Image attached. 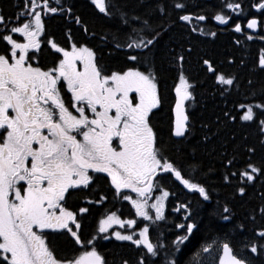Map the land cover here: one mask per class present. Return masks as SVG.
Masks as SVG:
<instances>
[{
    "label": "snow or ice",
    "instance_id": "snow-or-ice-1",
    "mask_svg": "<svg viewBox=\"0 0 264 264\" xmlns=\"http://www.w3.org/2000/svg\"><path fill=\"white\" fill-rule=\"evenodd\" d=\"M90 2L100 14L116 16L125 26L126 30L118 29L113 39L123 32L126 42L115 47L139 50L125 54L130 64L118 69L105 65L93 47L73 40L70 29L63 46L48 35L44 21L51 15L82 24L79 16H73V6L63 0H22L17 13L6 16L0 12V41L4 42L0 50V264H109L97 246L98 240L108 239L103 234L113 225L133 228L137 221L121 219L115 211H109L98 220L95 234L82 238L83 217L90 212L89 206L107 200L104 194L97 199L89 195L101 180L114 189L115 196L130 202L136 217L155 223L165 219V201L173 195L161 183L165 177L198 193L203 201L212 199L207 177L217 171L219 185L233 187V198L246 195L248 186L264 177V161L258 165L251 159L256 146L246 148L242 167H237L238 149L217 153L219 169H205L203 161L194 158L196 146H206L220 126L229 123H254L257 143L264 148V84L260 100L251 80L247 82L250 102L233 101L228 108L226 100L227 110L212 122L216 132L210 123L201 122V137L189 147L193 156L183 153L187 144L171 143L173 138L187 142L194 133V117L186 102H195L197 85L203 81H198L187 66L193 51L190 40L197 32L216 36V32L197 27L209 17L188 11L185 0H146L140 5L143 11L132 16L121 12L111 0ZM223 9L241 15L232 25L235 33L243 35L247 29L264 25V20L254 15L243 17L247 9H256L264 16V0H248L247 5L245 0H225L211 18L227 26L233 17ZM180 22L188 25V36L164 50L167 70L175 74V102L165 141L161 127L154 122L164 99L163 72L157 66L156 51L171 27ZM83 31L95 35L89 33L87 25ZM247 39L253 36L247 35ZM45 46L57 54L51 66L40 59ZM233 62L229 56L226 63ZM221 66L213 56H202L197 75L211 77L213 92L227 98L232 88L239 90L240 84L236 74L225 73ZM257 66L264 71V49L260 50ZM170 150L179 156L169 155ZM124 190L135 193V198ZM260 198L261 205L250 216L253 221L257 211L264 220V192ZM174 210L184 212V222L175 224L183 234L171 241L179 250L199 224L193 221L189 203L179 204ZM209 216L228 222L232 231L246 229L244 222L233 223L235 214L228 202L221 206L217 201ZM252 233L251 239L244 238L239 250L229 240H213L193 256L218 246V264H254V256H264V226L254 227ZM54 235L68 237L71 247L66 251L55 247L50 239ZM110 235L144 250L137 264H179L166 245L152 241L149 223L129 233L112 231ZM245 249L249 254H241ZM149 257L156 259L149 262ZM120 264L130 261L122 258Z\"/></svg>",
    "mask_w": 264,
    "mask_h": 264
},
{
    "label": "trees",
    "instance_id": "trees-1",
    "mask_svg": "<svg viewBox=\"0 0 264 264\" xmlns=\"http://www.w3.org/2000/svg\"><path fill=\"white\" fill-rule=\"evenodd\" d=\"M2 1L10 3H5V9L8 11V14L15 13L16 8L19 7L15 5L16 3L11 5V2L14 0ZM63 2L73 6L72 14L73 16H79L82 24L76 25L74 21L66 19L59 14L51 15L45 17L44 21L47 34H53L65 38V32L70 29L73 40L87 43L89 46L93 47L94 50L97 51L98 57L102 58V63L105 65L113 67L116 65L125 66L126 64H130V62L126 61L125 54L127 53L130 55V52L135 54L139 50H129L127 48L117 49L115 47L116 43L126 42L123 32L120 33L118 39H113V35L117 33L118 29H125V26L118 22L116 16L105 17L103 14H100L91 4L90 0H63ZM145 2L146 0H111V3L116 4L121 12L127 11L130 16L142 12L143 8L140 7V5ZM185 2L188 4V11L193 14H203L209 17L204 23V26L207 29L211 16L215 15L217 11L222 9L225 0H185ZM232 2H238V0H232ZM255 2H258V0H255ZM247 4L248 0H245V5ZM224 10L225 9H223V11ZM175 15L176 14L173 13V19L175 18ZM253 15L256 17L261 16L259 11L255 12L253 9H247L243 13V17ZM235 17L236 22L237 19L241 18V15L237 13ZM244 21L245 20H243V23ZM84 25H87L89 33H94L95 35L92 36L84 33ZM186 26L187 25H185L184 22L172 26L171 30L163 37L158 46V50L156 51L157 66L160 67L163 72L164 81L167 80L168 76L170 77L171 75H174V73L167 70V61L164 56V50L171 47L173 43H180V33H183L185 29H187L188 33V27ZM209 27L212 29L211 26ZM237 41L240 43H237ZM190 42H195V36L191 37ZM259 47L260 46L253 44L251 40L240 39V37H238V35L232 30V26H228L227 28L220 27L216 32L215 37L208 36L203 38L202 56H213L217 61L221 62L222 66L220 70L225 73L236 74L240 88L239 90L232 88V94L227 98L221 97L218 93L213 92L212 78L202 75L201 79L198 81L202 80L203 83L197 85L196 100L192 103L189 110L194 117V133L189 137L187 142H180L179 138H173L171 141L172 144H187V147H183V153H187L190 157L193 156V154L189 152V147L196 145V141L201 137V122L210 123L212 125V131H217L212 122L216 120V117L221 114L222 110H227L225 106L226 100L228 108L232 107L233 101L243 103L251 101L252 98L249 95L250 86L247 83L249 80L253 82L251 88L255 90L256 98L258 100L261 99L260 92L261 85L264 84V73L260 68L256 67L255 64L257 49ZM229 56L234 60L231 64L226 63ZM241 60L244 61L243 64L240 63ZM163 80L161 83L164 99L163 106L157 112V117L159 116L157 124L161 127L164 133V139L167 141V128L170 114L168 104L169 91L167 84ZM250 146H256L255 155H253L251 159L259 165L261 161H264V148L260 147L257 143L255 124L252 122L229 123L227 125H221L217 135L214 136L211 142L206 146L197 145V151L194 154V158L202 160L205 169L208 167L219 169L220 161L217 153L225 150L228 153H232L238 149L239 163L237 167H242L244 160L247 159L246 148ZM169 155L179 156V154H175L171 150L169 151ZM219 175L220 172L217 171L214 175L210 174L207 177V182L213 189L211 193L212 199L210 201H203L198 193H187V198L184 199L183 203H189L191 205L193 221L199 224V228L194 230L188 241H185L179 246V250H176L175 246L171 244V241L175 239L176 235L183 234L181 230L175 228L176 223L184 222V212L182 210L179 212L167 213L164 220L152 224L150 230L152 241L154 243L159 242L166 245L172 251L173 256L179 260V264H190L194 259L197 261V264H199L203 257L205 259L202 261L205 262H202V264H217V257L220 250L218 246H214L207 253L201 252L200 255L195 258L193 254L200 250L202 246L211 243L213 240H217L218 243L223 242L224 240H229L235 248L239 250L241 242L244 241L245 237H248L249 239L253 237L252 229L254 227L264 226V220L261 219L258 211L255 214V220L253 221L250 219L253 209H258L262 203L260 193L264 192V177L258 178L254 184L249 185L246 195L243 197L237 195L233 198V187L230 185L220 186L218 179ZM217 201H219L221 206L225 202H228L232 212L235 214L233 223L244 222L246 224V229L232 231V225L228 224V222L222 221L218 217L209 216V212L216 207ZM175 202L179 203L175 196L169 197L167 207L169 209L175 208ZM95 210L97 209H94V211ZM116 245V243L109 241L107 245L98 246L99 250L105 253L109 264H120L116 257ZM140 251L143 252L144 250L124 246L123 257L129 259L130 264H137L138 258L141 255ZM111 252L112 255L110 254ZM241 254L249 253L245 249ZM163 255L164 254L162 253L161 258H163ZM208 257L212 259L209 261ZM153 259L156 258L149 257V262ZM253 259L254 264H264V256L256 255Z\"/></svg>",
    "mask_w": 264,
    "mask_h": 264
},
{
    "label": "flooded vegetation",
    "instance_id": "flooded-vegetation-1",
    "mask_svg": "<svg viewBox=\"0 0 264 264\" xmlns=\"http://www.w3.org/2000/svg\"><path fill=\"white\" fill-rule=\"evenodd\" d=\"M5 3L10 4V3H7V2L0 0V12H3L7 16L9 14H8V11L5 9V6H6ZM13 4H15L16 6H19L15 10V13H17L18 9L20 7H22V0H14L11 2V5H13ZM253 10L255 12H258V10H256V9H253ZM224 13L233 17L232 22L229 23L227 26L220 24L218 21H215L214 19L211 18L209 20L208 25L211 26L212 29H210L209 26L207 29L205 28L204 23L206 21L199 22L197 27L198 28H204L207 31L211 30L212 32H217L220 27L227 28L228 26H232L236 20L235 16L237 13H232V12H230V10H227V9L224 10ZM247 18H251V16H247ZM257 18L260 20H264V16H259ZM193 23L195 24L196 22L193 21ZM244 23H246V19H245ZM186 27H188V25ZM206 27H207V25H206ZM262 29H263V25L258 26V31L255 34L250 33L248 30H246L245 34H243V35L240 33H238V34L236 33V35H238V37H240V39H246V40H248L247 35H252L253 39L251 41L253 42V44L260 46L257 49V56L255 59L256 67H258L257 65H258V57H259L260 50L264 49V40L260 39L261 36H264V32ZM66 33L67 32H65V38L57 36V35H53V34H51V36H53L56 39V41L63 46V45L67 44ZM180 36H181V40H180V42H181L185 37L188 36L187 29H185L183 31V33H180ZM192 36H195V42L192 43L193 51H192V54L190 57L189 65H187V66H189L191 68L192 73L196 76V79L199 80V79H201L203 73H200L199 75H197L198 70H199L198 62H199V59L202 57L203 38L208 37V36L207 35H201L199 32L193 33ZM17 38L22 39V37H18V34H17ZM185 47H187V44H185ZM3 49H4V42L0 41V50H3ZM133 52H134V50H133ZM130 54H133V53L130 52ZM195 56H196V58H195ZM56 58H57V54H54V52L51 51L50 48H48L46 46L42 48V51L40 53V59H41V62L43 64H48L49 66H51V61L56 59ZM121 67H124V66H121V65L117 66L116 65V66H113L111 68H117L118 69ZM263 73H264V71H263ZM164 82L167 84L168 91H169V102H168V104H169V113H170L169 118H170V115H171L170 110H171L172 105H174V102H175V94L172 91L175 87V74L173 76L171 75L170 77L168 76L167 80H165ZM192 103L193 102H186V105H189L188 109H187L188 111L190 110ZM157 115L158 114L156 113V117H155V121H154L155 123H157V119L159 117V116L157 117ZM168 122H169V119H168ZM99 175H103V174H99ZM161 183L165 188H167L169 190L170 193L173 194V195H170L169 197L174 196L175 194L180 195V202H181L180 204H182L184 202V199H185L187 193L189 192L188 190L182 191L179 188L180 185L178 182H175L174 180L169 179L167 177H165V179H163L161 181ZM124 191H125V194H129L133 198H135V193H130L128 190H124ZM174 191H175V194H174ZM99 194H104L105 196H107V200L101 202V204L89 206L90 212L88 214H85L83 217V228H82V234L83 235H82V238H90V235L95 234L98 220L109 211H115L117 213V215H119L121 217V219H124V220L135 219L137 221V224L134 225L133 228H130L129 232H132L133 230H137L139 227L142 226V223H149L150 224V230H151L153 223L149 222V221H143L141 217H136L135 209L132 208L130 202L124 201L122 199V197L115 196L114 195V189H111L110 186H108L103 180L98 181V183L96 185H93V188H92L91 192L89 193L90 198H92V199H97ZM169 197L165 201V205H166L165 206V215H167V213H170V212H177L174 209H176L178 205L175 208H171V209H169L167 207V201H168ZM74 200H75V198H74ZM79 203L81 206H85L83 204L82 200H80ZM94 209H97V210L94 211ZM153 215H154V212H153ZM123 230H124V228H120L119 225H113L112 228L109 229L108 233L103 234V235H108L109 238L106 240L105 239H99L98 243H97V246L107 245V243L109 241L116 243L117 248H115V249L117 250L116 251V257H117L118 263H120V260L122 258H124L123 257L124 246H126L128 248L132 247L133 249H137V246L131 244L130 241H118L115 239V237H112L110 235V233L112 231H121L122 232ZM50 239L52 240L54 246L57 247L58 249H60L61 251H66L68 248L71 247V245L68 242L69 238L64 236V235H54V236L50 237ZM111 249H112V247H111ZM110 254L112 255V252ZM138 254H139V252H138ZM140 254H142L141 251H140Z\"/></svg>",
    "mask_w": 264,
    "mask_h": 264
},
{
    "label": "rangeland",
    "instance_id": "rangeland-1",
    "mask_svg": "<svg viewBox=\"0 0 264 264\" xmlns=\"http://www.w3.org/2000/svg\"><path fill=\"white\" fill-rule=\"evenodd\" d=\"M175 194V193H174ZM176 195V194H175ZM174 195V196H175ZM176 198V197H175ZM176 200H178L177 198H176ZM178 204V202H175V204L174 205H177ZM129 230H130V228H127V226H125V228H124V230L122 231V232H124V233H129ZM218 258V257H217ZM202 260L203 259H205L204 257L203 258H201ZM208 259H209V261L212 259V258H210V257H208ZM208 259H207V261H208ZM201 260V261H202ZM202 262H205V261H202Z\"/></svg>",
    "mask_w": 264,
    "mask_h": 264
},
{
    "label": "water",
    "instance_id": "water-1",
    "mask_svg": "<svg viewBox=\"0 0 264 264\" xmlns=\"http://www.w3.org/2000/svg\"><path fill=\"white\" fill-rule=\"evenodd\" d=\"M250 33H252V34H255V33H257V31H258V27L256 28V29H247ZM263 32H264V25H263ZM182 186V185H181ZM183 187V186H182ZM219 255H220V253H219ZM218 261H219V256H218V258H217V264H218Z\"/></svg>",
    "mask_w": 264,
    "mask_h": 264
},
{
    "label": "bare ground",
    "instance_id": "bare-ground-1",
    "mask_svg": "<svg viewBox=\"0 0 264 264\" xmlns=\"http://www.w3.org/2000/svg\"><path fill=\"white\" fill-rule=\"evenodd\" d=\"M179 188H180L182 191H183V190H187V189H184L181 185H180ZM174 193H175V191H174ZM175 197L178 199L179 203H181V202H180V195H175ZM185 198H187V195H186ZM179 203H178V204H179ZM178 204H177V205H178ZM177 205H175V207H176ZM219 253H220V250H219ZM218 256H219V254H218ZM216 263H217V262H216Z\"/></svg>",
    "mask_w": 264,
    "mask_h": 264
}]
</instances>
